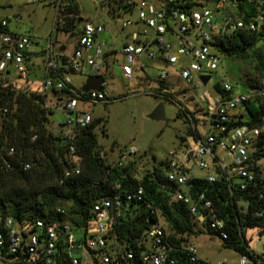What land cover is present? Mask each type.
I'll use <instances>...</instances> for the list:
<instances>
[{"label": "built area", "instance_id": "built-area-1", "mask_svg": "<svg viewBox=\"0 0 264 264\" xmlns=\"http://www.w3.org/2000/svg\"><path fill=\"white\" fill-rule=\"evenodd\" d=\"M40 0H32L37 3ZM45 1V0H44ZM55 8L56 25L68 14L72 7V0H48ZM177 0H163L162 6L154 2L142 1L137 10V20L142 24V29L134 32L131 42L124 46L122 54L124 63L120 65L123 79H130L133 74V66L138 65L140 70L147 68L159 70V79L165 81L170 70H176L180 79L187 85H192L200 77L211 75L219 68L220 58L218 51L211 45L216 35L229 34L244 30L256 32L262 16L247 23L239 20L231 22L230 16L221 26L215 22V12L226 9L228 4L236 6L239 0H189L192 8H177ZM188 0H184L186 5ZM213 4V8L205 3ZM259 6L261 3L259 2ZM131 22L122 24V27ZM9 20L0 15V76L7 74L10 80L24 81L28 78L29 49L33 44H38L31 36L16 35L9 31ZM104 32V27L93 22H85L82 33L77 39V47L67 58L65 68L71 73H83L86 69L91 70L96 76L107 73V65L103 62L104 51L98 38ZM46 61V70L57 66V55L54 50L53 38L51 37L43 48ZM157 63V66H152ZM159 64L164 68H159ZM13 68L18 77H10ZM172 68V69H171ZM259 87L250 93L236 92L229 82L220 83V91L217 98L206 107V131L203 136L198 135L196 126L191 122V129L195 133L194 147L183 154L182 159L176 153H170L167 161V179L176 186L173 195L174 200L186 205L191 217H198L206 224V227L215 231L223 239L227 237L224 230L225 222L220 219L212 202L204 194L192 197L188 194L189 184L194 179H203L215 182L217 176L224 175L227 182L236 178V186L241 191L246 190L256 181L255 165L252 157L260 139L264 137V115L257 125H234L232 122L244 119L247 111L245 104L264 102V78L260 79ZM73 86L71 75L64 74L61 78H45L38 89L39 93L61 92L63 89ZM71 93L74 90L69 89ZM87 94L86 97H81ZM62 103V109L70 116L65 125L69 129L63 135L67 139L68 151L74 153V141L78 133L86 128L92 121L88 113H80L77 110L78 101L88 103H107L108 98L102 92H83ZM62 102V101H59ZM57 105V104H56ZM59 106V105H57ZM50 107V106H49ZM136 149L131 147L126 154H121L117 166L127 155L135 154ZM13 150H10V154ZM221 154L228 159L225 163ZM259 166V164H256ZM29 163L23 164V169L28 170ZM261 172V170H260ZM76 174L79 170L76 169ZM260 179L264 176L259 174ZM191 186V185H190ZM119 188V185L116 186ZM235 187V186H234ZM143 188H137L134 194H127L126 199L141 200ZM121 197L114 194L110 198L102 199L95 203L92 208V228L87 234L76 233L74 226L64 224L61 228H55L44 221H36L33 224L18 223L7 219L4 224L5 232H0V264H58L61 255L58 254L60 232L66 244L68 264H177L170 254L175 251L167 241L165 232L157 224L153 225L145 240L146 252L142 256H135L132 252L111 253L108 251L107 222L112 210L120 205ZM203 210V214L200 213ZM60 212V209H57ZM29 228H33L29 230ZM26 233L27 237H24ZM26 240V241H25ZM97 258L93 261L90 255ZM182 253L191 263L199 261L197 250L186 243ZM64 264V263H60ZM238 264H264L263 260L256 263L246 256H241Z\"/></svg>", "mask_w": 264, "mask_h": 264}, {"label": "trees", "instance_id": "trees-1", "mask_svg": "<svg viewBox=\"0 0 264 264\" xmlns=\"http://www.w3.org/2000/svg\"><path fill=\"white\" fill-rule=\"evenodd\" d=\"M243 1L237 4L239 18L232 20L230 17L231 22L241 20L247 23L260 14L262 21L259 30L253 33L240 30L216 35L211 45L219 53L246 61L254 72L243 78L247 89L245 93H250L259 87L260 79L264 78V0H248V10L244 9ZM72 2L73 5L68 10V14L72 15L65 16L61 24L58 22L56 31L78 39L82 33L79 23L80 9L75 0ZM183 2L184 0H177L176 7L186 9L194 6L189 4V0L186 5ZM125 6L129 10L136 7L135 3L128 1ZM226 20L228 18L223 22ZM66 61V56L57 58V66L46 70L45 78L57 79L64 74H75L65 68ZM102 77L104 84V75ZM27 83L28 78L12 82L7 74L0 76L1 233L5 232L4 224L7 219L27 224L40 220L55 228L69 224L74 226L76 233L84 237L92 228L93 205L119 194L120 205L111 211L107 222V239L112 242L111 247L116 254L128 251L137 257L142 256L146 252L145 240L148 232L153 225H160L159 221L163 219L168 231L160 226L175 250L170 256L177 264H204L200 259L191 263L182 253L188 237L205 233L204 231L217 235L223 240L224 247L232 249L240 257L246 256L255 263L258 260L264 261V254H257L245 239V231L249 228H256L261 235L264 234V178L260 179L261 168L256 165L264 158V137L260 139L252 157L256 181L246 190L237 188L236 178L227 182L222 174L217 176L215 182L197 178L189 184L188 194L192 197L204 194L212 202L218 217L225 222L227 237L223 239L217 232L208 229L204 220L191 217L186 205L174 200L173 195L177 188L167 179V165L165 174L154 168L138 179L128 169L117 166V163H108L98 149L94 132L98 121L92 120L78 133L74 141V153L70 154L66 137L63 134L54 135L48 129L51 109L47 106V94L39 93L38 89L34 90ZM214 87L216 92L220 91V83ZM81 88L69 86L61 92L52 93L58 97V102L62 101V105L64 101L78 98L76 94L82 93ZM244 108L247 111L245 118H239L232 124L251 126L261 122L264 102H248ZM189 124L191 126L190 121ZM24 163H29L28 170L23 169ZM76 169L79 170L78 174L75 173ZM140 186L143 188L142 199L127 200L126 195L134 194ZM57 209L61 211L58 212ZM200 213L203 214L202 209ZM197 223L205 230L198 228ZM29 230L33 231V228ZM57 233L58 254L61 255L58 264H68L66 244L60 232ZM23 235L27 237L26 233ZM90 255L97 262L93 253L90 252Z\"/></svg>", "mask_w": 264, "mask_h": 264}, {"label": "rangeland", "instance_id": "rangeland-1", "mask_svg": "<svg viewBox=\"0 0 264 264\" xmlns=\"http://www.w3.org/2000/svg\"><path fill=\"white\" fill-rule=\"evenodd\" d=\"M127 1L135 3L136 9L134 7L129 10L125 6ZM140 1L77 0L80 9V25L85 22L102 25L104 32L100 35L99 44L104 53H109H107L109 58L106 56L108 61L105 63L108 69L104 75L105 83L102 88V92L109 99L108 103L78 101L77 110L88 113L92 120L98 121L94 128L98 149L111 165L120 161L121 154H126L129 148L136 149L135 154L127 155L121 166L131 171L138 179L154 168L160 169L165 174V165L170 159L171 152L182 159L183 154L194 147L195 133L187 120L189 115L194 120L198 135L203 136L207 133L206 107L217 98L214 87L216 84L229 82L236 92L245 93L247 89L243 78L246 74L254 73L245 60L218 53L219 68L211 73V79L206 85L197 79L192 85H187L172 68L163 82L158 77L160 72L158 68H147L143 71L138 70L137 64L134 65L137 71H134L131 79H123L114 61L117 60L119 66L124 63L122 54L124 46L131 42L134 32L142 29V24L137 20ZM248 2L246 0L242 3L245 10H248ZM238 12L237 5L228 4L225 11L215 15V22L221 26L224 23L223 20L227 18L224 13L235 20L239 18ZM1 14L9 17L13 29L17 28L22 35L31 36L38 41V44H33L29 49L31 54L28 62L31 72L37 75L32 85V88L37 90L44 75L35 71L39 68L42 72L45 70L41 52L48 40L53 38V44L57 50L59 46H65L63 53L69 56L76 48L77 38L73 37L69 40V35L55 30L56 11L47 0H40L37 3H33L32 0H0ZM128 21L131 24L122 27V24ZM112 50L116 51L114 55ZM159 68H164V65L159 64ZM78 74L80 73L71 75L75 84L80 80ZM83 74L97 75L89 69H86ZM147 74L151 77H147ZM12 76L18 77L13 68L10 73V77ZM87 78L86 76L83 79L84 82ZM57 98L53 93L47 92L49 104L47 106L51 109L47 126L52 134L62 135L69 128L61 127V125H65L70 116L61 108V102H58ZM160 105L163 107L164 119H151L150 115ZM221 158L228 163L224 155L221 154ZM258 164L264 176V158L260 159ZM159 222L168 231L163 219ZM197 224L198 228L205 230L200 223ZM204 232L190 235L186 242L196 248L197 255L204 264L239 263L238 253L224 247L223 240L217 235ZM245 239L257 254H264V234L261 235L258 229H247ZM111 244L112 242L108 240V250L113 254Z\"/></svg>", "mask_w": 264, "mask_h": 264}, {"label": "crops", "instance_id": "crops-1", "mask_svg": "<svg viewBox=\"0 0 264 264\" xmlns=\"http://www.w3.org/2000/svg\"><path fill=\"white\" fill-rule=\"evenodd\" d=\"M48 1V0H47ZM76 2H77V0H75ZM142 1H146V0H141L140 2H142ZM243 0H241L240 2H242ZM150 2H154L157 6H162V3H163V0H152V1H150ZM159 2V3H158ZM48 3H49V1H48ZM50 4V3H49ZM159 4V5H158ZM136 5V4H135ZM205 5H207V6H209V7H211V8H213V4H211V3H205ZM234 6V5H233ZM136 7H137V5H136ZM136 7H135V9H136ZM226 10V9H225ZM224 10V11H225ZM223 12V11H222ZM218 12H215V15L217 14ZM2 15V14H1ZM224 15L225 16H227L228 17V15L226 14V13H224ZM3 17H6L8 20H9V25H8V27H9V31L11 32V33H13V34H16V35H22L21 33H19V31L17 30V28L16 29H13L12 27H11V23H10V19H9V17L8 16H6V15H2ZM223 24V23H222ZM221 24V25H222ZM82 26H83V24H81L80 25V27H81V29H82ZM71 36H73V35H71ZM100 38V37H99ZM99 38H98V41H97V43L99 44ZM124 38H126V36L124 37ZM69 39V38H68ZM65 46H59L58 47V50L55 48V46H54V50H55V53H56V55H57V58L59 59V58H61V56H66L67 58L69 57V56H71V55H69V56H67V55H65L64 53H63V51L65 50ZM44 50H42V52H41V56H42V59L44 60V63H45V70H43V72H42V69L41 68H39V70H37V71H35V72H38V73H42L43 75H44V77H43V79H45V76H46V61H45V57H43L44 56V52H43ZM112 52H113V55L115 54V50H112ZM107 53L108 52H105L104 53V58H103V60H104V62H107L108 60V56H107ZM30 54L31 53H29V59H30ZM109 54V53H108ZM108 58H107V57ZM107 58V59H106ZM114 64H116L118 67H119V69H120V66H119V64H118V62H117V60H115L114 61ZM154 65H157V63H152V66H154ZM135 66H133V74H134V71H137L135 68H134ZM28 68H29V74H28V83H27V85L29 86V87H31L32 88V85L35 83V81H34V79H36L37 78V75L35 74V73H32L31 72V70H30V67L28 66ZM153 68V67H152ZM138 70H139V68H138ZM32 73V74H31ZM120 74H121V72H120ZM132 74V75H133ZM86 76L87 77H89L88 75H86V74H83V73H81V74H78V78H80V80L75 84L74 83V81H73V79H72V84H73V86L75 87V88H80L81 86H83L84 84H85V82H84V78H86ZM84 77V78H83ZM132 77V76H131ZM147 77H151L150 75H148L147 74ZM71 78H72V76H71ZM88 79V78H87ZM131 79V78H130ZM129 80V79H128ZM83 82H84V84H83ZM39 87H40V84L38 85V89H39ZM52 93V92H51ZM53 98H54V96H53ZM47 105H49L48 104V102H47ZM80 111V110H79ZM80 113H84L83 111H80ZM61 127H62V125H61ZM251 248V247H250ZM252 249V248H251ZM254 250V249H253ZM255 251V250H254ZM200 259V258H199Z\"/></svg>", "mask_w": 264, "mask_h": 264}, {"label": "water", "instance_id": "water-1", "mask_svg": "<svg viewBox=\"0 0 264 264\" xmlns=\"http://www.w3.org/2000/svg\"><path fill=\"white\" fill-rule=\"evenodd\" d=\"M241 0H239L238 2H240ZM73 36H70L69 40L72 39ZM210 76H202L200 77L201 83L203 85H206L209 81H210ZM104 79L102 76H90L88 77V79L86 80L85 84L82 86L81 90L85 93L89 92V91H96V92H100L102 89V85H103ZM151 119H164V113H163V107L160 105L151 115H150Z\"/></svg>", "mask_w": 264, "mask_h": 264}, {"label": "flooded vegetation", "instance_id": "flooded-vegetation-1", "mask_svg": "<svg viewBox=\"0 0 264 264\" xmlns=\"http://www.w3.org/2000/svg\"><path fill=\"white\" fill-rule=\"evenodd\" d=\"M208 76H210V78H211V75H208Z\"/></svg>", "mask_w": 264, "mask_h": 264}]
</instances>
